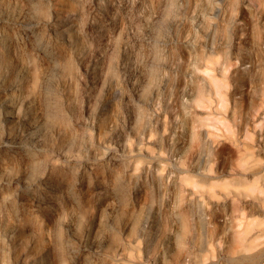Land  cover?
I'll return each mask as SVG.
<instances>
[{
  "label": "rangeland",
  "instance_id": "rangeland-1",
  "mask_svg": "<svg viewBox=\"0 0 264 264\" xmlns=\"http://www.w3.org/2000/svg\"><path fill=\"white\" fill-rule=\"evenodd\" d=\"M5 88L0 264H264V0H0Z\"/></svg>",
  "mask_w": 264,
  "mask_h": 264
},
{
  "label": "bare ground",
  "instance_id": "bare-ground-1",
  "mask_svg": "<svg viewBox=\"0 0 264 264\" xmlns=\"http://www.w3.org/2000/svg\"><path fill=\"white\" fill-rule=\"evenodd\" d=\"M22 18H27V16L18 15L13 19L12 26L20 27L21 24H23L24 22H30V23L32 22V21H21ZM23 26L24 25H22L21 27L23 28ZM27 27L30 26L27 25ZM31 27L33 28L34 26L31 25ZM21 34L23 35V32ZM14 37L16 42H19L20 40H22L21 38H23L22 36H20V31L19 33L18 32L14 33ZM37 53L42 57L49 58L51 60L52 56L47 50V48L40 46L38 48ZM8 91L9 90L5 88L4 93L0 98V107L2 109V112L0 114V161L1 162L4 161V155L6 157L7 153L10 154L12 153L20 157H25L27 152L31 150L30 146L36 144V142L38 141L37 140L38 137L49 126L51 121L49 115L45 114V112H41L39 115H34L33 113L29 112V110L23 107L16 108ZM30 156L31 155H29L28 157ZM16 182L19 185V190H18L19 199L21 201L23 200L24 202H27L32 207H40L44 203V199H47L49 197L48 190L40 189L36 185V183L32 180H27L24 177H21L17 179ZM3 184H4L3 181L0 180V188ZM79 247L80 250H82L83 252H92L94 254H97L99 251V247L96 245V243H94V241L80 243ZM83 261L85 260L83 259Z\"/></svg>",
  "mask_w": 264,
  "mask_h": 264
}]
</instances>
